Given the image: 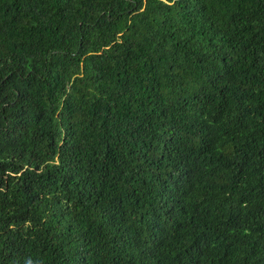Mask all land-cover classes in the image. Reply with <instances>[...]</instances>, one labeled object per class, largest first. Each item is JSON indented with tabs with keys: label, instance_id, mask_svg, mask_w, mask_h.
Listing matches in <instances>:
<instances>
[{
	"label": "trees",
	"instance_id": "trees-1",
	"mask_svg": "<svg viewBox=\"0 0 264 264\" xmlns=\"http://www.w3.org/2000/svg\"><path fill=\"white\" fill-rule=\"evenodd\" d=\"M0 264H264V0H0Z\"/></svg>",
	"mask_w": 264,
	"mask_h": 264
}]
</instances>
